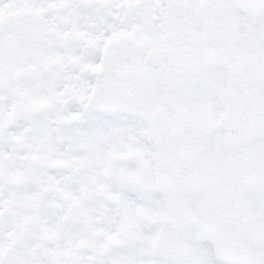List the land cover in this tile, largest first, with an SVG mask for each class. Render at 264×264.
I'll use <instances>...</instances> for the list:
<instances>
[{
    "label": "snow or ice",
    "instance_id": "1",
    "mask_svg": "<svg viewBox=\"0 0 264 264\" xmlns=\"http://www.w3.org/2000/svg\"><path fill=\"white\" fill-rule=\"evenodd\" d=\"M0 264H264V0H0Z\"/></svg>",
    "mask_w": 264,
    "mask_h": 264
}]
</instances>
